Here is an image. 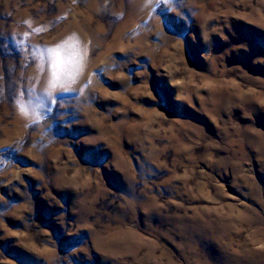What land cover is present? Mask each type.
<instances>
[{
  "label": "rangeland",
  "instance_id": "374dc122",
  "mask_svg": "<svg viewBox=\"0 0 264 264\" xmlns=\"http://www.w3.org/2000/svg\"><path fill=\"white\" fill-rule=\"evenodd\" d=\"M0 264H264V0H0Z\"/></svg>",
  "mask_w": 264,
  "mask_h": 264
},
{
  "label": "snow or ice",
  "instance_id": "6c2138e0",
  "mask_svg": "<svg viewBox=\"0 0 264 264\" xmlns=\"http://www.w3.org/2000/svg\"><path fill=\"white\" fill-rule=\"evenodd\" d=\"M78 44V41L75 44H68L67 47L75 48ZM66 42H60L59 44L52 46L47 49L49 56L51 58L50 70L48 72L47 84L48 87L44 89L43 96L45 98H51L53 90H56L59 86L61 91H69L70 89L63 87L64 80L67 79L72 83L75 82L76 76L82 71V55L79 60L76 61V71L75 72H66L65 71V61L63 60L62 53L65 50ZM43 72V68H41ZM19 110L22 114H26L28 111V106L25 102H21L19 105Z\"/></svg>",
  "mask_w": 264,
  "mask_h": 264
}]
</instances>
